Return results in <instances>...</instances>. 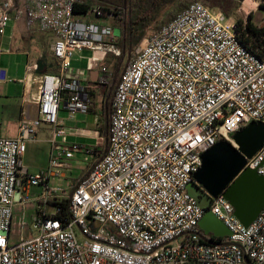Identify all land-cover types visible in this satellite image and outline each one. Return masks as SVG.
<instances>
[{
    "label": "built area",
    "instance_id": "obj_1",
    "mask_svg": "<svg viewBox=\"0 0 264 264\" xmlns=\"http://www.w3.org/2000/svg\"><path fill=\"white\" fill-rule=\"evenodd\" d=\"M78 4L25 0L19 10L11 0L0 4V35L12 12L14 19L25 17L29 30L55 36L50 51L58 68L37 81L35 115L24 108L17 135L0 138V264H264V207L244 227L221 196L204 208L186 191L204 152L219 141L233 144L232 136L251 122L264 125V58L243 43L235 22L193 1L126 65L110 102L107 150L69 144L59 110L73 116L90 107L89 87L71 70L73 55L120 56L110 26L78 18L112 15L97 6L75 14ZM110 79L102 67L98 86L106 89ZM26 80L20 83L27 88ZM42 126L51 128L48 165L32 175L22 157ZM74 154L91 163L61 197L49 183L64 176ZM247 168L264 175V146L245 159ZM38 186L42 193L30 199V188ZM33 203L37 236L10 244L13 208ZM207 210L229 237L216 239L198 227Z\"/></svg>",
    "mask_w": 264,
    "mask_h": 264
},
{
    "label": "rangeland",
    "instance_id": "obj_2",
    "mask_svg": "<svg viewBox=\"0 0 264 264\" xmlns=\"http://www.w3.org/2000/svg\"><path fill=\"white\" fill-rule=\"evenodd\" d=\"M181 1L182 0H175L172 3L163 5L160 10H158V12L155 14L154 19L148 24L146 35L144 36V39L141 42L139 50L144 46L145 40H147L151 35L156 33L157 29H159L161 26H163V24H165V20H167V16H169V14L175 15L176 10H179L183 7L180 5L181 3H179ZM210 2L212 6H216L218 4L217 0H210ZM259 4L263 5L264 0H245L240 4L239 9L233 13L229 20L233 22L239 20L242 21L244 25L248 14L251 13L252 23L257 27H263L264 9L259 8ZM226 6L228 7V5ZM78 18L80 20L88 21L98 25H108L113 28V36L116 39H118L120 36V31L118 27L114 25V18L85 17L84 15L78 16ZM18 46H14L11 48L7 46L0 50V70L4 71L6 75V81L0 82V138H12L15 136L16 133V126L14 121L9 120L8 117H5L6 112H4L5 110L3 111L1 105H7L8 102L10 106L18 104L21 95L20 88L22 84L19 85L17 82L18 80L23 79L24 67L28 63L27 57L24 53V49L27 48V50L31 53L32 58L35 59L34 62L31 61V63H33V71H35L37 61V55L34 53L32 46L24 45L23 43H19ZM85 54L86 56L89 55L88 53ZM115 60V58H111L109 64H105V68L111 74L110 86L106 89L111 88V92H113V89L116 84L115 83L114 85H112L114 77L113 65L115 63ZM131 61V58H124L122 63L125 66ZM78 64L79 63H74V65ZM124 66H122L120 73L123 70ZM118 76L119 75H117V77ZM85 118V115L78 113L74 114L73 116H70V114L65 109H60L58 113L59 123L63 127L78 126L79 129H83L85 127L84 123L87 122ZM50 136L51 128L47 126H42L38 131V134L35 138L36 140L26 145V151L22 157V165L28 170L29 174L34 175L47 168L50 152ZM98 151H105L104 140L101 146H98ZM83 158L84 156L82 154H74L73 159L69 163V167L64 171V176L59 179L50 180L49 185L52 189L56 191L55 193L57 195L62 197H68L72 191L73 185L76 184L86 175L91 162H85ZM186 191L191 197L194 198L197 205L201 207H206L210 203V200L207 197L206 193H204L202 190H200V188L196 187L195 185L191 184L187 186ZM41 193L42 188L40 186L31 187L29 190V198L35 199ZM34 208V203L26 205V208L24 210L21 207L17 206L13 208V218L9 234L10 244H16L19 243L20 240H29L37 236V233L32 229L31 224V216L33 215Z\"/></svg>",
    "mask_w": 264,
    "mask_h": 264
},
{
    "label": "crops",
    "instance_id": "obj_3",
    "mask_svg": "<svg viewBox=\"0 0 264 264\" xmlns=\"http://www.w3.org/2000/svg\"><path fill=\"white\" fill-rule=\"evenodd\" d=\"M1 1L2 0H0V4L6 2V0H3L2 2ZM11 1H13L15 5V10L21 9L25 2V0ZM189 3H186L181 9L176 10L175 15L182 11ZM11 16L12 21L8 25L5 34L0 35V50L7 46L11 48L18 46L19 43H23L24 45L33 47L34 53L37 55L36 66L39 62L43 64L38 72L36 71L35 66V71L27 74V67L30 65L33 66L31 61L34 62L35 59L32 58L31 53L27 50V48L24 49L28 63L24 67L23 79L18 80L17 83L21 85L20 81L23 80L25 82L27 79L26 82L28 81V86L27 88L24 87V83L21 85V95L18 104L10 106L8 102L7 105H1L3 111L5 110L4 112H6L5 117H8L9 120H13L15 123L16 136L17 124L21 111L24 108H27L32 115H35L36 113V106L33 104V100L36 98L38 92V79L44 74H57L58 68L57 62L53 58L50 51V47L55 40V36L52 33L48 31H42L37 27L29 30L26 26L25 17L14 19V12L11 13ZM85 53H88L89 55L86 56ZM111 58H114L111 54H101L89 50H82L81 52H76L73 55L71 61V70L78 77L82 85L89 87L90 107L88 108L87 112L83 114L85 115V120L87 121L84 123L85 127L83 129H79L78 126L66 127L69 130L67 139L69 144H79L82 146L92 147L95 145L101 146L103 142L102 135L105 134L106 131V119L110 111V101L113 92H111V88L103 89L99 87L98 79L101 75V68L105 67L104 62H109ZM74 63H79V66L74 65ZM25 90L27 93H25Z\"/></svg>",
    "mask_w": 264,
    "mask_h": 264
},
{
    "label": "water",
    "instance_id": "obj_4",
    "mask_svg": "<svg viewBox=\"0 0 264 264\" xmlns=\"http://www.w3.org/2000/svg\"><path fill=\"white\" fill-rule=\"evenodd\" d=\"M42 63H38V72ZM92 85V84H91ZM233 144L217 142L201 155V166L194 173L195 185L209 199L221 196L234 210V216L248 227L264 207V175L254 169H244L245 159H250L264 146V125L251 122L232 136ZM205 234L216 239L229 237L231 233L210 210L198 222Z\"/></svg>",
    "mask_w": 264,
    "mask_h": 264
},
{
    "label": "trees",
    "instance_id": "obj_5",
    "mask_svg": "<svg viewBox=\"0 0 264 264\" xmlns=\"http://www.w3.org/2000/svg\"><path fill=\"white\" fill-rule=\"evenodd\" d=\"M79 1L81 2V4H78L74 7L75 14H79V15L85 14L92 6L100 7L103 9V11L106 14H111L113 16L112 18L115 19L114 25L117 26L120 31V36L117 39V43H116V47L120 50V56L115 58L116 60L113 65L114 77H113L112 85L116 83L114 89L112 87L114 93L115 88L121 79L122 73L126 65L128 64L127 63L124 66L122 61L124 60V58L126 59L131 58V60H133L138 55L139 51L141 50V48L139 50V47L141 46V42L143 41L144 36L146 35L148 24L154 19L155 14L158 12V10H160V8L163 5L172 3L175 0H79ZM191 1L200 2L204 6L210 9L219 10L223 13V15L227 19H229L231 18L233 13L239 9L240 4L245 0H217L218 4L216 6H212L210 0H182L179 3H181L180 5L184 7L186 3H189ZM226 5H228V7ZM258 7L264 9V4L263 5L259 4ZM167 17L168 18L167 20H165V24L169 23L175 17V15L169 14V16ZM235 24L238 28V31L240 32V37L243 43L258 56L264 58V40L260 39V36L264 34V26L256 27L252 23L251 13L248 14L244 25L242 21L239 20H237ZM158 30L159 29H157V31ZM105 64L108 65L109 62H104V65ZM122 66L124 67L120 73ZM117 75L119 76L117 77ZM107 132H108V117L106 119V131L105 134L102 135L105 145V151L107 150V146H108ZM86 176L87 173L82 179H84ZM200 190L202 189L200 188ZM67 202H68L67 200H64V205ZM54 204L55 202L53 201L50 202V205H54ZM65 206H64V215H67L68 213Z\"/></svg>",
    "mask_w": 264,
    "mask_h": 264
}]
</instances>
